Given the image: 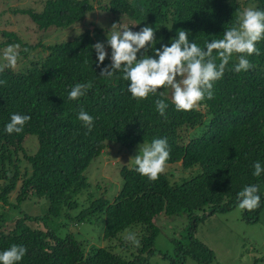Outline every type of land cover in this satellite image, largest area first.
Returning a JSON list of instances; mask_svg holds the SVG:
<instances>
[{
  "label": "trees",
  "instance_id": "16d2710c",
  "mask_svg": "<svg viewBox=\"0 0 264 264\" xmlns=\"http://www.w3.org/2000/svg\"><path fill=\"white\" fill-rule=\"evenodd\" d=\"M98 9L114 22L126 21L132 31L145 26L156 29V48L170 41L178 30L189 32V40L204 47V42L222 38L235 22L236 13L250 4L264 10V0H98ZM95 9L91 0H47L41 11L22 10L40 28L66 29ZM132 24V25H131ZM6 43H20L13 32H6ZM13 39V40H12ZM91 31L85 30L72 40L44 47L37 60L29 58L27 69L3 67L0 80V201L1 206H19L26 200L45 198L43 215L20 213L9 218L0 212V251L11 245L26 247L18 264H150L148 256L156 251L154 242L160 233V215L189 217L181 238L171 237L175 257L169 264H185L190 257L210 262L213 251L196 237L197 220L225 211L238 204L237 195L248 185H264V173L253 175V164L264 167V39L257 42L259 55L247 57L252 67L246 72L231 71L233 61L222 79L214 84V97L205 98L191 111H177L164 88L142 100L128 92L129 81L117 72L111 79L99 74L103 65L92 45ZM18 54L26 56L33 45L24 44ZM155 57L151 45L137 54ZM93 82V88L77 100L68 92L79 82ZM164 96H160V92ZM168 104L165 116L154 101ZM83 109L93 120L92 130L78 119ZM13 113L31 119L19 134L6 133L5 125ZM192 131V133H191ZM33 138L34 152L23 142ZM154 138H166L169 163L183 168L198 167L191 178L172 182L162 172L152 181L131 167L119 170L121 184L112 199L97 196L85 174L91 162L100 156L106 142L132 147L150 144ZM244 210L247 219L258 220L264 204ZM84 196L83 199L81 197ZM9 209V207H7ZM75 222L95 217L101 221V235L118 244L92 246L74 233L58 234L48 223L63 214ZM75 210V211H74ZM193 218V219H192ZM161 218H159L160 221ZM128 233L127 235H124ZM134 234L138 245L127 240ZM119 245L118 251L113 247Z\"/></svg>",
  "mask_w": 264,
  "mask_h": 264
},
{
  "label": "clouds",
  "instance_id": "9594fccd",
  "mask_svg": "<svg viewBox=\"0 0 264 264\" xmlns=\"http://www.w3.org/2000/svg\"><path fill=\"white\" fill-rule=\"evenodd\" d=\"M156 29L145 26L138 32L125 27L120 23H114L110 31H107L106 42H97L92 45L95 50L99 65H103L108 57L106 45L111 48V63L103 66L101 77L111 79L117 72L123 74V79L129 81L128 92L133 99L142 100L149 94H156L165 86L172 89V103L177 111H191L199 105V102L214 97V84L223 78L225 70L233 61L231 71L236 73L246 72L252 64L247 58L259 55L257 42L264 39V10L256 6H248L236 13L235 22L225 29L222 38L206 40L204 47L189 40V32L180 29L177 35L168 44L156 48ZM77 35V33H76ZM79 36V35H77ZM151 45L155 57L145 54L138 59L137 54L146 50ZM18 45H8L3 53V59L7 62L5 67L15 68L18 59ZM4 70L0 67V72ZM7 81L0 80V84ZM93 88L91 80L79 82L71 87L68 92L69 100H77L85 96ZM164 96V92H160ZM156 110L161 116H165L168 104L164 99L154 101ZM31 119L29 115L13 113L10 122L5 125L8 134H19L25 124ZM78 119L92 130L94 118L81 109ZM170 156L168 141L166 138H154L150 144L138 145V155L134 158L135 171L148 179L155 181L164 171L166 161ZM253 175L256 177L264 173L259 161L253 164ZM258 185H248L238 195V208L252 211L261 203ZM134 244L139 243L134 234L126 237ZM27 249L22 245H11L8 249L0 251V264H18L26 255Z\"/></svg>",
  "mask_w": 264,
  "mask_h": 264
},
{
  "label": "rangeland",
  "instance_id": "374dc122",
  "mask_svg": "<svg viewBox=\"0 0 264 264\" xmlns=\"http://www.w3.org/2000/svg\"><path fill=\"white\" fill-rule=\"evenodd\" d=\"M47 0H0V66H5L3 59L5 48L10 45L6 32H13L20 39L17 51L24 49V44L33 45L32 49L26 51V56L18 54L17 64L14 70L27 69L29 67V58L37 60L39 55L45 54L44 47L50 44L60 43L72 40L77 35L89 29L97 42H106L107 31L111 30L114 23L111 15L98 9V0H91L95 9L88 12L84 18L77 21L72 26L60 30L55 27L46 30L40 29L22 10L41 11ZM251 6L247 4L245 7ZM128 27L130 24L126 21L121 23ZM132 25V24H131ZM77 33V35H76ZM13 40V39H12ZM108 56L111 57V48L106 45ZM164 92L172 98V89L165 86ZM192 133V131H191ZM146 143V142H145ZM128 148L118 143L106 142L105 149L99 157L95 158L85 174L90 182L93 192L97 196L105 193L106 197L112 199L117 194L121 184L119 170L122 165L131 167L134 164V158L138 155V145ZM27 152H34L37 146L35 139L30 138L23 142ZM199 171L198 167L183 168L180 163H169L166 161L164 173L172 182H180L182 179L191 178ZM260 191L264 197V185H260ZM84 196L81 197L83 199ZM9 207V209L7 208ZM47 209V200L41 199L26 200L19 206H1L0 212L9 218H16L20 213L30 215H43ZM75 211V210H74ZM54 217L48 223L58 234L64 235L72 232L75 236L84 242L86 251L92 246H108L118 244L122 234L117 235V239L108 241L101 235V221L95 217L85 222H75L65 215ZM203 211L194 213L193 218L197 220L196 237L204 242L212 251L213 257L210 262H197L192 258H186L185 264H264V204L258 214V220L247 219L244 210L238 208L236 204L233 208L225 211H216L212 214H206L202 217ZM159 218L160 221H159ZM157 220L160 233L154 242L156 251L148 256L150 264H169L170 259L164 258L161 252L168 255L169 258L175 257V244L171 242V237L181 238L185 232L189 221L185 213L180 216L160 215ZM192 218V219H193ZM125 233L124 235H127ZM118 251L119 245L113 247Z\"/></svg>",
  "mask_w": 264,
  "mask_h": 264
}]
</instances>
